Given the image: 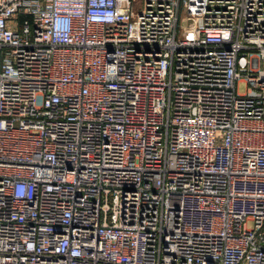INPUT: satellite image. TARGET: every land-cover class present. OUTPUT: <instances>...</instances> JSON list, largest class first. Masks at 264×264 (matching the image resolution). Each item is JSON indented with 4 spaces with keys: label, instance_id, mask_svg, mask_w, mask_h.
Listing matches in <instances>:
<instances>
[{
    "label": "built area",
    "instance_id": "2783aa9c",
    "mask_svg": "<svg viewBox=\"0 0 264 264\" xmlns=\"http://www.w3.org/2000/svg\"><path fill=\"white\" fill-rule=\"evenodd\" d=\"M0 264H264V0H0Z\"/></svg>",
    "mask_w": 264,
    "mask_h": 264
},
{
    "label": "rangeland",
    "instance_id": "374dc122",
    "mask_svg": "<svg viewBox=\"0 0 264 264\" xmlns=\"http://www.w3.org/2000/svg\"><path fill=\"white\" fill-rule=\"evenodd\" d=\"M237 88H238V91H240V92H244L246 90L245 84L243 82H240L237 85ZM252 225H253V222L251 220L247 221L248 227H252Z\"/></svg>",
    "mask_w": 264,
    "mask_h": 264
}]
</instances>
